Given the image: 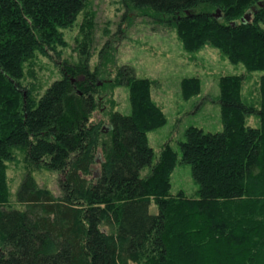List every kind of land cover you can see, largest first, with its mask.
<instances>
[{"label": "trees", "instance_id": "trees-1", "mask_svg": "<svg viewBox=\"0 0 264 264\" xmlns=\"http://www.w3.org/2000/svg\"><path fill=\"white\" fill-rule=\"evenodd\" d=\"M88 1L0 0V264H264V74L258 105L243 99V75L223 76V129L190 126L181 156L166 144L154 163L148 134L168 118L150 79L129 66L117 71L131 113H112L109 131L91 121L100 72L90 68L89 52L78 65L60 64L64 77L40 96L26 79L38 54L66 47L62 30ZM121 2L175 28L188 51L213 45L249 72L264 71V0ZM201 90L199 78L183 79L185 100ZM18 152L30 166L59 173V196L26 173L13 200L7 169ZM180 164L192 168L195 195L172 193Z\"/></svg>", "mask_w": 264, "mask_h": 264}, {"label": "rangeland", "instance_id": "rangeland-1", "mask_svg": "<svg viewBox=\"0 0 264 264\" xmlns=\"http://www.w3.org/2000/svg\"><path fill=\"white\" fill-rule=\"evenodd\" d=\"M143 14L135 9H126L121 0H89L75 23L62 30L66 47L60 49L59 53L51 52L52 56L38 54L34 62L27 66L26 79L36 86L37 96H40L55 81L64 77L61 68L64 62L78 65L83 62L84 53L89 52L90 68L100 72L97 109L91 121L102 122L107 131L112 113H131L130 90L124 84H116L117 71L129 66L138 78L150 79L154 82L152 98L168 118L164 127L148 134L156 163L166 144L173 145L181 156L179 142L185 140V131L190 126L211 132L223 129L218 102L223 76L243 75V99L258 105L260 79L264 71L249 72L243 63L231 62L221 49L213 45L206 44L198 50L188 51L175 28L165 29L164 25L153 22ZM92 29L95 31L94 40L89 43L86 36L88 30L93 33ZM192 77L201 80L202 90L198 96L185 100L182 81ZM251 120L256 122L252 124ZM249 122L253 126L259 125L256 117H251ZM104 159L100 147L93 166L96 175ZM150 172L151 169L147 167L142 175L147 176ZM26 173L32 174L39 187L50 189L56 196L61 194L58 172L30 166L25 154L18 152L15 160L8 163L7 169L13 200ZM171 182L173 194L183 190L192 196L199 189L188 164L177 166ZM151 211H158L155 203Z\"/></svg>", "mask_w": 264, "mask_h": 264}, {"label": "water", "instance_id": "water-1", "mask_svg": "<svg viewBox=\"0 0 264 264\" xmlns=\"http://www.w3.org/2000/svg\"><path fill=\"white\" fill-rule=\"evenodd\" d=\"M259 6L264 7V3H262V2L259 3ZM253 12H257V9H256L255 7L253 8ZM218 13L221 14V11H220V10H217V12L214 13V15L217 16ZM251 16H252L251 13L246 14L245 18H243V21H245V19H246V20H250Z\"/></svg>", "mask_w": 264, "mask_h": 264}]
</instances>
